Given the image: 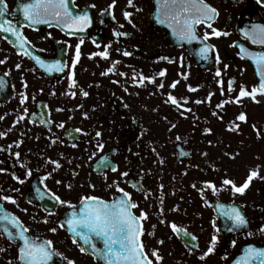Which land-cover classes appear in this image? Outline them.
<instances>
[{"label": "flooded vegetation", "instance_id": "af4514ba", "mask_svg": "<svg viewBox=\"0 0 264 264\" xmlns=\"http://www.w3.org/2000/svg\"><path fill=\"white\" fill-rule=\"evenodd\" d=\"M245 1L242 6L243 0H206L219 12L215 20V23L220 25L217 29L228 30L232 34L231 28L226 27L230 22V14L233 12L242 14L248 3V0ZM5 2L8 11L6 18L12 19L14 23H25L19 13V3L22 0ZM74 3L77 5L75 11L87 10L92 17V25L86 32L69 36L55 26L48 25L23 27L21 30L31 41V45L27 47L32 55L39 56L48 63L59 60L70 65L75 51L74 46L81 36L84 37V43L81 45L82 55L74 70L79 87L71 89L77 91L75 98L62 94L69 91L67 68L64 72H45L39 68L32 56L21 54L20 49L4 39L5 34L0 33V60L5 61L0 64V78L5 81L4 88L0 90V116L4 117L0 120V132L7 133L5 137L0 138V148L7 149L8 145L13 144L10 150L0 151V168L6 169L0 173V190H3L5 195L13 196L19 206L7 202L0 204H3L8 212L18 216L31 229L33 236L53 240L55 248L74 260L75 264H97L91 255L79 252L66 231L58 229L55 234L48 231L49 228L57 227L68 209L53 205L47 196L44 200L36 198L34 189L39 186L43 190L39 178L45 172L52 171L54 166L44 162L51 158L57 160L62 167L52 171L51 178L45 183L61 198L73 203H77L80 196L88 194L111 199L113 190L107 189L103 173L95 170L99 158L108 155L111 163L117 165L120 172H129L128 177L120 178L119 173L108 170V183L113 179H120V186L131 192L133 200L149 213V219L143 222L146 230L143 239L149 248L160 249V254L164 257L162 264H231L242 246L253 244L264 247V233L258 231V226L264 224V180L254 179L243 196L232 197L227 191L220 193L218 197L213 196L210 191L206 194L213 205L217 200L228 204L233 199L237 205H244L243 213L249 221V226L239 233L224 231L226 221L217 217L214 207L205 206L198 192L191 187L193 183L200 186L205 180H213L219 185L225 173L240 185L249 169L256 165H260V173L264 175V138L257 139L252 128L255 124L257 129L262 130L264 137V97H258L259 103L244 98L239 105L229 103L223 109L215 108L218 102L229 99L227 94L229 79L234 78L236 81V91L231 94L232 97L238 93L241 84L247 85L250 89L257 83L253 64L246 59H239L237 48L229 50L222 44L237 41L247 47L254 46L242 36L239 40L223 36L219 39L213 37L209 43L216 45L221 58V64L216 65L213 59L204 61L196 56L199 44H192L195 54L193 56L186 44L181 45L167 28L155 22L154 0H134L135 7L142 9L141 11L127 7V0H116L115 7L111 10L115 19L111 15H101L102 10L107 9L112 0H74ZM93 4L94 8L88 7ZM254 9L257 15L245 14L242 17L243 27L250 23L264 22V13L260 7L255 4ZM124 11L133 13L130 17L132 24L124 19ZM120 25H123V28H120ZM113 30L123 31L129 35L117 38L113 36ZM93 41L99 43L101 48H96ZM109 43L112 45L109 60L99 57L89 59L90 53L103 50V46ZM117 48L128 50L132 55L124 57L116 51ZM161 56H168L176 62L160 60ZM181 56L184 67L179 63ZM112 60L121 62L117 65V70L127 73L128 77L101 75ZM16 64L21 65L20 69L15 67ZM224 64H228L226 71L223 69ZM217 67L222 71L225 96L220 95L216 84ZM134 69L145 76H153L165 69L164 77H156V83L162 81L164 88L158 91L154 84L147 83L145 87L131 86L129 77ZM6 72L7 76L4 75ZM184 72L189 73L187 80L180 75ZM113 80L120 83L114 84ZM176 80L180 81L177 87L169 88L168 86ZM24 83L27 84L26 88L23 86ZM187 85L197 87L198 91L189 92ZM124 87H128L127 93L123 90ZM79 88L88 91L89 96L86 98L80 96ZM168 92H172L178 98L187 97L189 99L187 107L193 109L198 119L194 121L191 113H185L187 118H184L179 114L180 110L165 104ZM208 92L215 93L210 104L197 105L191 102L203 99ZM21 93L28 96L24 105L20 104ZM125 104L128 107H124ZM25 108L28 110V117L16 123ZM57 108L64 110L57 111ZM213 110L223 117L222 121L211 115ZM239 112L247 114L246 123L238 122L239 134L225 131L228 122ZM32 113H35V116L31 115ZM84 113H87V118L84 117ZM165 117L167 119H164ZM41 119L45 123H41ZM61 122L65 125L63 129L56 126ZM171 124H175L176 127L169 131ZM206 127L212 129L211 135L202 134ZM76 128L83 129L88 135L75 133ZM66 130L72 132V135H67ZM97 131L102 134L99 138L95 137ZM177 136L181 137L179 141L176 140ZM56 137L63 143L52 144L51 140ZM14 141L23 142L16 148ZM208 141H212V145H209ZM98 142L104 144V149L89 160L88 157L96 150L95 144ZM73 143L77 146L72 147ZM17 151L21 153L20 163H25L33 170L32 177L25 178V169L21 168L11 155ZM181 151L189 155L182 156ZM202 152L208 155L202 156ZM226 152H238L239 155L235 159H229L224 155ZM77 165L81 166L77 168ZM73 172L78 175L73 177ZM13 173L25 178L26 182L22 185L17 183L12 179ZM57 179L63 183L57 185L55 183ZM126 181L130 183L140 181L145 191L151 192L149 199L145 200L144 194ZM69 183L73 185L71 190L65 187ZM89 184H94L95 189L90 188ZM161 184L162 190L159 187ZM160 196L164 198L163 218L174 221L196 235L198 241L195 243L199 245L198 250L190 254L182 239L175 236H172V239L168 238L172 235L170 228L159 223ZM173 207H178L179 211H171ZM23 209H27V212L22 211ZM48 209L53 210L55 215L49 216L46 211ZM33 216L35 220L32 219ZM45 218L49 223L42 222ZM213 220L221 228L219 243L215 252L201 261L199 256L206 250L213 234ZM249 230L253 233L251 237L245 235ZM150 231H154V235H147ZM158 239H163L164 244H157ZM232 240H236L234 248L230 246ZM0 248L4 249L0 252V264H9V261L17 264L15 242H9L0 235ZM225 253L227 260L221 259ZM53 264L66 262L54 258Z\"/></svg>", "mask_w": 264, "mask_h": 264}, {"label": "snow or ice", "instance_id": "6c2138e0", "mask_svg": "<svg viewBox=\"0 0 264 264\" xmlns=\"http://www.w3.org/2000/svg\"><path fill=\"white\" fill-rule=\"evenodd\" d=\"M154 3L156 5L154 19L157 24L167 28L175 40L180 42L181 45H192L194 42H198L200 47L196 49L195 54L201 60L207 61L213 59L216 65L221 64L219 50L216 48L215 44H211L209 41L213 37L219 39L221 36L227 37L231 33L228 30H221L214 27L215 20L219 16V12L215 7L207 3L206 0H154ZM257 3L264 5V0H257ZM115 4L116 0H112V3L107 6V9L102 10L101 15H111L112 18L115 19L111 11L115 7ZM88 7L94 8L95 5H89ZM127 7L135 8L136 11L142 10L135 7L134 0H127ZM76 8L77 5L74 3V0H22V2L19 3V13L25 23L21 24L19 22L14 23L12 19L6 18L8 15L7 5L5 0H0V33L5 34L3 38L8 40L14 47L19 48L21 54L32 56V59L39 68L43 69L45 72H64L65 68H67L69 91H65L62 94L72 98L77 96V91H72L71 89H77L79 87L75 79L74 70L82 55L81 45L84 43V37L81 36L75 44V51L70 65L62 63L59 60L48 63L39 56L32 55L28 50L27 46L31 45V41L28 40L21 29L23 27L32 28L37 25H48L50 27L55 26L69 36H75L77 33H84L92 25V17L87 10L75 11ZM132 15V12H123L124 19L128 21L129 24L133 23L130 19ZM119 27L123 28V25ZM202 28L203 34L201 35ZM238 31L251 46H254V48L247 47L237 41H234L229 46L238 49L237 56L239 59H246L253 64L257 83L252 85L250 89L247 85L241 84L238 93L235 97H232L231 94L236 91V81L234 78L229 79L227 81V94L229 99L218 102L215 105L216 109H223L225 105L229 103L239 105L244 98L251 99L254 103H259L260 100L258 97H264V23H250L248 26L239 28ZM112 34L117 38L127 37L129 35L126 32L117 30H113ZM93 43L96 48H101V45L96 43V41H93ZM68 47L72 46L68 45ZM111 48V43L106 44L103 46V50L90 53L89 59L99 57L103 60H109ZM116 51L124 57L132 55L128 50L117 48ZM159 59L169 63L176 62L173 58L168 56H161ZM3 63H5V61L0 60V64ZM120 63L119 60H112L110 66L102 71L101 75L108 76L112 74L120 77H128L127 73L117 70V65ZM179 63L181 67H184L182 56L179 58ZM15 67L20 69L21 65L16 64ZM227 68L228 64H224V71H226ZM4 75L7 76L8 73L6 72ZM165 75V69L160 70L153 76H145L142 72L138 73L134 69L129 79L133 87H145L146 83L154 84L159 91L164 88V83L161 81L157 84L156 77H164ZM180 75L184 80H187L189 73L184 72ZM215 78H217L216 84L220 91V95L225 96L224 80L222 79L220 67L216 68ZM179 82V80L173 81L168 87L175 89ZM112 83L119 84L120 81L113 80ZM4 85L5 81L0 78V90L4 88ZM23 86L26 88L27 84L24 83ZM89 87H91V85H89ZM123 90L127 93L128 87H124ZM187 90L189 92H196L198 88L187 85ZM52 94L55 95L54 92ZM136 94L138 95V93ZM79 95L86 98L89 96V92L85 91L83 88H79ZM213 95H215V93L208 92L203 99H195L191 102L197 105L205 103L210 104ZM166 97L164 103L170 104L177 110H180L179 114L182 117L187 118L185 113H191L194 121L198 119L193 109L187 107L189 104V99L187 97L178 98L173 95L172 92L166 93ZM27 100L28 96L21 93L20 104L24 105ZM124 107H128V105L125 104ZM63 110L64 109L57 108V111ZM157 110L158 109H153V111ZM28 115V110L25 108L23 113L18 116L16 123L24 121ZM31 115L35 116V113ZM211 115L221 121L223 120V117L215 110L212 111ZM84 117L87 118V113H84ZM2 119H4V117L0 116V120ZM164 119L167 118L165 117ZM40 122L45 123L43 119H41ZM238 122L246 123L247 114L239 112L232 121L228 122L225 131L239 134L240 123ZM56 126L61 129L65 127L63 122ZM175 127V124H171L169 131ZM252 128L256 132L257 139L264 138L262 137V130L257 129L255 124L252 125ZM74 132L85 136L88 135V133L84 132L81 128L74 129ZM66 134L71 136L72 132L66 130ZM202 134L211 135L212 129L206 127L203 129ZM6 135V132H0V138ZM101 135L99 131L95 133L96 138L101 137ZM37 139H39V137H37ZM180 139L181 137H176L177 141ZM22 142L23 141H14L13 143L16 148H19ZM58 142L63 143L59 137L51 140L52 144ZM208 143L212 145V141H208ZM76 146L75 143L72 144V147ZM12 147L13 144H10L7 149L0 148V151L10 150ZM95 149L96 150L88 157L89 160H92L96 157L98 152L104 149V144L102 142L96 143ZM180 154L182 156L189 155V153L183 151H181ZM11 155L15 157L19 166L25 169V178L32 177L33 170L28 168L25 163H20L21 153L17 151L11 153ZM201 155L207 156L208 154L202 152ZM224 155L228 156L229 159H235L239 153L226 152ZM44 162L45 164L54 166L52 171L62 167L57 160H52L51 158L46 159ZM162 162L163 161H161V163ZM69 163H71V161H69ZM80 166L81 165H77L76 167L79 168ZM95 170L103 173L107 189L113 190L111 199L88 194L80 196L78 202L73 203L70 200L61 198L60 195L48 188L45 181L51 178L52 171H47L44 175L40 176L39 184L43 186V190L39 186L34 189L36 198L44 200L47 196L53 202V205H60L68 209L63 219L58 222L57 227L49 228L48 231L53 234H55L58 229L66 231L79 252L85 255H91L92 259L96 261L97 264H162L164 257L160 254V249L149 248L143 239L146 232L143 222L149 219V213L145 211L139 203L133 200L131 192L120 186V179H113L111 183H108V170L112 173H119L120 178L128 177L129 172H120L118 166L111 163L108 155H103L99 158L98 163L95 165ZM214 170L218 171V169ZM5 171L6 169L0 168V173ZM184 174L186 175V173ZM72 175L74 177L78 175V173L73 172ZM25 178H21L15 173L12 174V179L21 185L26 182ZM254 179L264 180V175L260 173V165L250 168L245 180L240 185H237L236 182L225 173L219 185L213 180H205L201 182L200 186H198L197 183H193L191 187L198 192L205 206L214 207L217 217L223 218L226 221L223 227L224 231L239 233L244 229H248L249 226V221L243 213L244 205H237L234 199L228 204L217 200L213 205V203H210L207 199L206 194L210 191L213 196L218 197L220 193L227 191L232 197L237 195L243 196ZM55 183L60 185L63 182L57 179ZM126 183L130 182L126 181ZM130 186L143 193L145 200H148L151 196V192H146L140 181L130 183ZM65 187L71 190L73 185L69 183L66 184ZM89 187L95 189L94 184H89ZM159 187L161 190L163 189L162 184ZM12 191L18 192L19 189H12ZM158 199L161 205L158 208L159 216L161 217L159 223L170 228L172 233L168 238L172 239V236H175L182 239L184 241V246L188 249L190 254L194 250H198L199 245L195 243L198 241V237L188 231L187 228L178 225L174 221H167L163 218L164 198L160 196ZM0 202H7L17 205V207L19 206L16 199L11 195L3 194V190H0ZM22 211L27 212V209H23ZM46 211L49 216L55 215L53 210L48 209ZM171 211H179V208L173 207ZM32 219L35 220V216H33ZM42 222L45 224L49 223L46 218ZM152 228L154 230L155 225H153ZM212 228L213 234L208 241L207 248L199 256L201 261H204L209 255L213 254L216 245L219 243L221 228L217 226L215 220L212 221ZM258 231L264 233V224L258 226ZM0 235L4 236L9 242H15L17 247L15 260L17 264H53L54 258H59L61 261L66 262V264H75L74 260L69 259L64 253L55 248L53 240L41 238L40 236H33L31 234V229L26 226L18 216L4 209L3 204H0ZM147 235H154V231L148 232ZM245 235L251 237L253 233L249 230L245 232ZM164 242L163 239L157 240V244L160 245H163ZM230 246L234 248L236 246V240H232ZM3 251L4 249L0 248V252ZM227 258V253L221 257V259L224 260H227ZM9 264H12V261H9ZM231 264H264V247L253 244L242 246L239 254L232 260Z\"/></svg>", "mask_w": 264, "mask_h": 264}, {"label": "rangeland", "instance_id": "374dc122", "mask_svg": "<svg viewBox=\"0 0 264 264\" xmlns=\"http://www.w3.org/2000/svg\"><path fill=\"white\" fill-rule=\"evenodd\" d=\"M245 2L246 1L243 0L242 6L245 4ZM256 2H257V0H256ZM256 2H255V4H257L258 7H260V10L264 13V5H262L260 3H256ZM240 15H241V12L240 13L239 12H233L232 14H230V17H229L230 22L228 23V25H226V27L228 26L232 30V34L227 36V38H230L231 40H239L240 39V36L237 33V26H238ZM217 26L220 27L219 24L215 23L214 27L217 28ZM230 44H231V42H227V43H224L222 45H224L229 50H231L232 48H235V47H230L229 46Z\"/></svg>", "mask_w": 264, "mask_h": 264}, {"label": "water", "instance_id": "95a60500", "mask_svg": "<svg viewBox=\"0 0 264 264\" xmlns=\"http://www.w3.org/2000/svg\"><path fill=\"white\" fill-rule=\"evenodd\" d=\"M245 14H250L251 16H254V15L257 14L256 10L254 9V0H248L247 7L245 8V10L243 11V13H242V15H241V17H240V22H239V25H238L237 31H238L239 28H242V27H243V26H242L241 19H242V17H243ZM262 23H264V22H262ZM238 33H239V31H238ZM239 34H240V33H239ZM240 36H241V35H240ZM242 37H243V36H242ZM194 43L199 44L198 42H194ZM186 45L188 46V49H189V51L191 52V54H192L193 56H195L194 51H193V49H192V45H188V44H186Z\"/></svg>", "mask_w": 264, "mask_h": 264}]
</instances>
